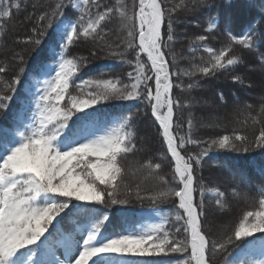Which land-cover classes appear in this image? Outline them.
I'll use <instances>...</instances> for the list:
<instances>
[{"label": "snow or ice", "instance_id": "6c2138e0", "mask_svg": "<svg viewBox=\"0 0 264 264\" xmlns=\"http://www.w3.org/2000/svg\"><path fill=\"white\" fill-rule=\"evenodd\" d=\"M215 7L213 0H189L183 5L186 15L207 11L204 31L211 35L219 31L226 38L217 48L209 43L210 35H195L189 51L202 50L207 59L189 61L190 67L184 69L172 45L188 33H178L177 26L192 23L200 28L202 24L199 19H174L177 7L168 6L166 0H132L131 15L126 7L109 6L103 0H55L50 10L35 17L31 33L23 40L25 46H32L34 62L29 65L21 52H13L12 61L19 67L0 90V113L10 118L7 126L0 125V264H139L137 258H158L151 264H264V238L246 241L235 259L225 255L243 238L264 233V189L258 210L245 212L238 223L221 220L214 231L206 192L214 193L216 210L222 216L230 210L227 189H209L203 175H197L213 149L264 150V122L252 117L253 124H261L252 140L235 130L201 140L193 138L194 117L189 112L187 132L179 134L185 124L176 110L206 105V101L191 97L185 104L174 96V89L191 95L200 87L193 77L235 73L245 63L243 50L254 52L255 62L264 70V51H260L264 8L247 25H237L230 14L213 16ZM69 8L78 13L75 19L65 17ZM20 9L21 0H0V35L13 11ZM57 18L59 23L53 28ZM116 19L123 34L106 31ZM110 33L118 42L108 40ZM81 39L95 42L100 51L107 49L109 55L130 65L128 82L119 76L103 78L108 65L95 69L97 77L80 79L77 74L87 58H69V53L70 46ZM8 71V66L0 64V76ZM181 77L191 82L185 85ZM231 79L244 84L242 75ZM218 98L226 102L222 92ZM112 101H142L158 124L163 146L160 162L153 164L149 159L141 167L158 173L170 158L171 181L161 177L162 186L155 192H142L137 185L135 198L154 204L171 198L174 221L164 216L139 230L116 231L123 226L114 225L109 231L112 206L127 205L133 195L124 183L122 162L138 151L136 113L104 111ZM204 119L200 126L211 127ZM187 145H196L200 151H189ZM260 171L264 174V165ZM240 174L243 182V171Z\"/></svg>", "mask_w": 264, "mask_h": 264}, {"label": "trees", "instance_id": "16d2710c", "mask_svg": "<svg viewBox=\"0 0 264 264\" xmlns=\"http://www.w3.org/2000/svg\"><path fill=\"white\" fill-rule=\"evenodd\" d=\"M103 2L108 3L109 6L126 7L129 15L132 13V0H103ZM213 2L216 5L212 12L213 16L216 12H219L222 18L230 14L237 25H247L252 19L258 18L260 10L264 8V0H231V3H229V0H213ZM54 3L55 0H21L20 11L14 10L12 19L4 23L5 31L0 35V64L8 66L9 71L7 75L0 76V90L4 88V81H9L19 67L18 64L12 61L13 52H21L29 65L34 62L35 52L32 50L31 45L25 46L23 40L31 33V28L36 23L35 17L43 11L50 10ZM166 3L170 7H177L174 19L182 21L199 19L202 24L200 28L195 27L192 23L187 25L178 24L177 26L178 33L185 31L188 33L187 37H179L172 45V50L176 53L178 65L181 69L189 68V61L199 63V57L201 56L207 59V54L203 53L202 50L189 51L191 41L195 35H210L209 43L217 48L226 42V38L221 32L218 31L215 35H211L204 31L209 16L207 11H202L194 17L190 14L186 15L183 9V5L189 3V0H166ZM77 15L78 13L70 8L65 11L66 18L75 19ZM59 19L53 21V28L59 22ZM221 27H223V24H221ZM109 29L112 32L123 34L118 19L108 24L106 31ZM51 31L52 29H49V32ZM234 31L239 34L240 28L236 27ZM108 40L118 42L116 35L111 33ZM235 49L238 53L241 52L240 46H235ZM92 51L96 52L95 56L91 55ZM260 51H264V45L261 46ZM243 53L245 63L238 66L235 73L221 72L216 76L193 77V80H199L200 87L194 89L191 95L188 92H182L179 88L174 89V96L181 99L185 104L189 102L191 97L206 101V105L198 104L190 109L185 108L183 111L176 110V116L185 124L179 134L187 132V119L189 118V112H191L194 117L193 138L195 139L207 140L217 138L220 135H230L233 130L247 135L249 140L258 135L261 124H253L252 117H259L264 122V113L261 112V107L264 105V99H262L264 97V70L255 62L254 52L250 53L243 50ZM73 56L87 58L84 69L77 74L80 79L95 78L98 76L95 69L100 65H108L110 67L103 78L119 76L127 83V73L132 71L130 65L118 57L109 55L107 49L100 51L95 42L91 40L81 39L71 45L69 58ZM181 57L185 59H181ZM193 57L196 59L193 60ZM169 59H171V56H169ZM234 74L242 75L244 84L233 82L231 77ZM173 79L175 80V77ZM181 80L185 85L191 82L188 77H181ZM249 84L251 87H248ZM220 92L224 94L226 102L219 100L218 93ZM18 99L17 96L13 100V106L16 105ZM249 105L251 107H248ZM237 108L239 111L236 110ZM214 109L218 115H226V122L211 127L200 126L201 118H205L204 123L208 124L206 117L212 114ZM128 110L136 113L134 127L138 151L134 155L128 156L122 163L126 172L124 183L133 189V195L129 198L130 202L127 205L112 206V223L107 225L109 231L113 230L114 225L123 226L116 227V231H123L124 228L136 229L139 221L137 214L147 210L158 209L159 212L169 216L174 221L175 205L171 198L156 204L149 199L138 200L135 198L137 185L140 186L142 192H155L162 186L161 177L171 181L173 167L170 158L163 162L162 169L158 173L154 169L150 172L146 166L141 167L142 164L146 165L149 159H152L153 164L160 162L158 157L163 154V146L159 136L158 124L142 101H112L104 106V111L114 115ZM9 123L10 118L6 114L0 113V125L7 126ZM187 148L189 151H200V148L196 145H187ZM262 165H264V150L259 148H251L247 153L218 149H213L209 153V157L205 158L203 167L197 175H203L206 187L209 189L217 186L221 190L227 189L230 205V210L221 216L214 204V193L206 192V197L209 200V221L212 224H214V218H225L229 224L232 222L238 223L245 212L258 210V200L261 198V190L264 189V174L260 171ZM241 171L244 173L243 182L241 181ZM121 192L122 196L126 195L124 185H122ZM69 224H71V221H69ZM260 238H264V233H254L252 237L243 238L242 241L236 243V246H230L228 253L225 255L235 259L237 251L245 246L246 241ZM177 255L179 254H172V256ZM137 259L139 264H145V261H147V264H151L152 259L158 258ZM164 259L167 261L169 258L165 257ZM217 264H220V261Z\"/></svg>", "mask_w": 264, "mask_h": 264}, {"label": "rangeland", "instance_id": "374dc122", "mask_svg": "<svg viewBox=\"0 0 264 264\" xmlns=\"http://www.w3.org/2000/svg\"><path fill=\"white\" fill-rule=\"evenodd\" d=\"M237 111H239V109L237 108L236 109ZM236 111V113H237ZM213 113L212 114H209L207 115L206 117V120H207V123L211 124L212 126H216V125H222L226 122V115L225 114H222V115H218L216 112H215V109L212 111ZM232 116V115H231ZM138 218H139V221H138V224L136 226V230H139L141 227H144V226H148L152 223H156V222H159L165 215L162 214L157 211V210H148V211H142V212H139L137 214ZM223 220L224 222H227L225 218H220V219H215L213 220L214 222V229L217 230L218 227H219V224H220V221ZM239 251H237V254L236 256L239 255ZM257 257L259 256V253L257 252L255 254Z\"/></svg>", "mask_w": 264, "mask_h": 264}]
</instances>
